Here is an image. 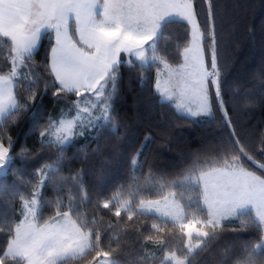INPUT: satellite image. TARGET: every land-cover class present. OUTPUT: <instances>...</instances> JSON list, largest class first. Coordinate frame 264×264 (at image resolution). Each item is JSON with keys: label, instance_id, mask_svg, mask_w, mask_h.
Here are the masks:
<instances>
[{"label": "snow or ice", "instance_id": "6c2138e0", "mask_svg": "<svg viewBox=\"0 0 264 264\" xmlns=\"http://www.w3.org/2000/svg\"><path fill=\"white\" fill-rule=\"evenodd\" d=\"M204 3L201 21L197 0H0V44L7 50L0 65V200L19 205L0 221L5 237L0 264H74L93 252L89 264H140L155 258L156 253L125 259L131 249H118L129 236L137 244L143 237L156 245L160 264H193L194 256L208 252L229 231L234 235L214 264H264V163L258 165L260 172L245 163L255 161L229 114L230 103L233 111L239 104L225 99L227 73L217 15L212 0ZM177 21L184 36L170 51L161 41L169 39L168 28ZM41 48L44 55L37 65L34 58ZM135 67L155 68L154 93L161 102H173L177 112L192 120L216 122L223 152L211 160L197 155L174 180L163 178L147 189L134 180L127 198L121 188L118 195L98 200L97 209L114 208L118 218L105 224L101 217L86 219L79 211L81 203L91 202L85 173L65 177L59 172L66 149L79 138H94L92 133L102 129L118 134L114 103L119 81L125 68ZM139 80L146 84L147 77ZM49 93L58 104L70 101L71 108L61 109L59 118L49 114L41 125ZM245 96L252 99L250 93ZM28 112L31 131L40 129L41 148L55 149L53 162L33 172L27 171L33 153L27 147L17 152L10 135L18 117ZM143 148L131 157L133 169ZM257 150L264 154V133ZM48 185L76 195H69L67 205L59 198L53 204L41 194ZM45 205L54 207L47 218ZM241 232L250 235H235Z\"/></svg>", "mask_w": 264, "mask_h": 264}, {"label": "trees", "instance_id": "16d2710c", "mask_svg": "<svg viewBox=\"0 0 264 264\" xmlns=\"http://www.w3.org/2000/svg\"><path fill=\"white\" fill-rule=\"evenodd\" d=\"M212 4L217 15V31L222 41V57L227 73L228 94L225 99L239 104L233 111L230 103L229 114L235 118L239 130L244 134L245 143L252 150L250 154L255 163H245L260 172L258 165L264 163V154L257 150L261 134L264 133V0H212ZM197 5V10L201 13L199 18L203 21L207 5L204 0H197ZM168 34L169 39L161 41V46L174 51L175 45L182 42L184 36L181 22L172 23ZM6 55L7 50L0 44V65L6 62ZM43 55L44 49L41 48L40 54L34 58L37 65L41 64ZM177 62L172 60V63ZM35 71L42 74L43 68L37 67ZM141 75L147 77L146 84L142 85L139 80ZM155 79L154 67L125 68L114 103L120 117L118 134L114 135L108 129L93 132L94 138L86 134L65 151V161L59 175L67 177L74 176L77 172L85 173L83 181L91 202L85 200L79 205V211L86 219L101 217L105 224H115L118 219L113 214L115 209L111 212L108 209H97L98 200L118 195L121 188L125 189L123 198H127V190L134 180H139L140 187L145 189L162 183L163 178L174 180L197 155L211 160L223 152V134L217 131V123H208L205 118L192 120L177 112L171 102H161V97L154 93ZM245 93H250L252 99L245 96ZM43 103V115L39 121L41 125L46 122L49 114L59 118L61 109L67 112L71 108L70 101L64 100L58 104L51 93L44 97ZM31 116L32 112L22 114L10 128L11 137L17 141L16 151L27 147L33 153L28 172L35 171L45 163H52L55 159L52 156L55 149L41 148L38 143L40 129L31 131ZM149 136L150 139L146 141L145 138ZM141 145L144 148L138 157L137 169H133L131 157L141 149ZM150 173L155 179H152ZM97 193L103 195L98 198ZM41 194L46 201L54 204L59 198L65 205L68 204L69 195H76L75 192L70 193L68 188L60 192L52 185L42 189ZM11 207L18 208L19 205L9 206L5 200H0V221L4 219L5 213L11 211ZM42 213L47 218L54 213V207L45 205ZM238 224L236 220L232 222L233 226ZM148 225L150 226V221ZM130 231L134 233L135 229ZM233 235L230 231L226 232L224 239L215 242L208 252L194 256L193 264H214ZM235 235L247 238L250 233ZM116 239L120 237L117 236ZM4 244L5 237L0 235V247ZM111 246L116 248V243L113 242ZM127 249L131 251L126 252L125 259L136 261L138 255L150 257L152 253H156L155 258L141 261L140 264H160L162 253L156 245L144 241L143 237L139 244L135 243L133 236L122 239L118 250ZM94 256L93 252L86 260L74 264H89Z\"/></svg>", "mask_w": 264, "mask_h": 264}, {"label": "rangeland", "instance_id": "374dc122", "mask_svg": "<svg viewBox=\"0 0 264 264\" xmlns=\"http://www.w3.org/2000/svg\"><path fill=\"white\" fill-rule=\"evenodd\" d=\"M165 101H167V100H165ZM173 105H174V103L173 102H171ZM41 192H42V190H41Z\"/></svg>", "mask_w": 264, "mask_h": 264}]
</instances>
